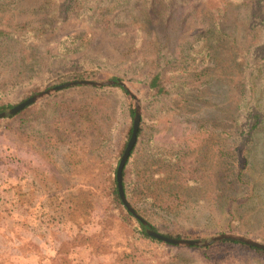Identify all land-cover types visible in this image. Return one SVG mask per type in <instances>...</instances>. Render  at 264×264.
Wrapping results in <instances>:
<instances>
[{"label": "rangeland", "instance_id": "374dc122", "mask_svg": "<svg viewBox=\"0 0 264 264\" xmlns=\"http://www.w3.org/2000/svg\"><path fill=\"white\" fill-rule=\"evenodd\" d=\"M63 1L13 0V6L0 7V32L13 35L12 39L0 37V87L8 89L26 77L24 60L29 61V56L22 40L28 35L30 42L51 46L57 55L53 60L55 68L70 66L83 56L111 68L94 82H109L119 76L113 67L117 71H135L137 81H121L138 99L141 118L150 124L143 151L136 157L138 169L154 172L163 163L168 167L165 177L171 180L178 165L182 168L179 176L184 189L183 206L176 217H168L148 203L143 205L145 220L161 228L160 225L172 224L176 229L182 225L207 230L201 239L191 241H209L227 234L264 244V125L256 136L251 156L255 183L257 179L256 196L240 207L241 227L237 232L219 229L222 205L227 198L239 194L230 176L231 157L238 142L235 119L240 99V63L254 41L249 26L250 8L231 7L224 32L208 33V40L198 48L197 35L214 29L209 26L213 22L208 11L201 9L186 26L187 33L179 38V34L174 35L171 40L180 61L173 69L176 96L167 103L145 107L141 81L154 66L155 43L140 40L132 28L107 27L77 18L62 23L55 13ZM214 3L208 2L211 14ZM45 24L49 26L43 32ZM77 36L81 37L67 40ZM209 39L218 43L209 48ZM260 84L264 109V78ZM50 89L44 88L38 94ZM93 89L82 87L75 94L91 101L103 132L117 143L126 118L125 101L101 96ZM19 94H12V99ZM129 102L136 109L133 97ZM21 131L24 129L12 125L0 132V264H206L200 253L191 249L206 247H161L143 241L136 244V252L128 245L127 235L118 223L103 231L107 200L101 155L85 154L83 163L75 166L67 149L45 150ZM157 193L161 197L162 192ZM76 195H82L92 206L82 202L86 207L75 208Z\"/></svg>", "mask_w": 264, "mask_h": 264}, {"label": "trees", "instance_id": "16d2710c", "mask_svg": "<svg viewBox=\"0 0 264 264\" xmlns=\"http://www.w3.org/2000/svg\"><path fill=\"white\" fill-rule=\"evenodd\" d=\"M209 1L212 0H87L83 2L64 0L55 14L62 23L77 18L92 24L104 23L107 27L132 28L136 30L140 40L147 39L149 42H154L157 46L154 66L141 81L145 88L142 105L153 107L171 101L177 94L173 69L180 61L171 47L174 35L179 34V38L180 34H186V26L194 21L199 11L207 10L209 19L213 22L209 26H214V29H209V32L202 31L197 35L198 48H202L208 40L206 39L208 33L211 35L224 32L231 7L248 6L250 8L249 26L254 34V41L245 51L240 63V80L237 83L240 99L235 119L238 142L231 157L233 170L230 176L239 194L226 199L222 205V220H220L222 223L219 224L222 232H237L241 227L240 207L256 196L257 179L255 183L251 156L256 136L264 125V109L260 101L262 87L260 82L264 78V0H214L212 14L208 8ZM14 4L13 0H0V7ZM178 11H181L179 17H177ZM48 26L45 24L41 30L46 32ZM3 36H9L8 39L13 38L11 34L0 32V37ZM80 37H68L67 40H76ZM197 37H195L196 40H198ZM29 39L30 35L22 40L27 46L26 53L29 56V61L24 60L26 77L8 89L0 87V114L14 109L44 88L50 89L76 81L94 82L102 74L111 70L109 66L87 56L81 57L70 66L55 68L53 60L57 59V55L51 46L36 41L30 42ZM217 43L218 41H215V44ZM208 44L211 45L209 48L215 45L210 39ZM113 68L119 76L112 78L111 81L116 83L120 80L137 81L134 77L135 71H117L116 67ZM137 69L135 67V70ZM210 79L212 77L208 80ZM31 86H33L32 89H30ZM25 88L29 90L21 93L20 91ZM80 88L82 87L58 91L55 96L35 103L15 116L0 119V132L11 128L12 125L21 130L24 129L21 132L28 133L27 136L45 150L67 149L71 154L70 162L75 166L83 163L82 156L85 154L90 157L100 154L104 173L103 193L107 200L104 205L103 231H108L115 223H118L127 235L128 245L136 252H138L135 248L136 244L143 241L155 243L161 247L172 246L151 237L147 233L148 229L177 240L201 239V236L207 232L206 229L199 227L189 229L182 225L176 229L172 224L160 225L163 227L161 228L149 221L146 227L128 211L121 199L116 176L133 135L136 109L129 102L131 95L128 90L117 84L93 89L101 96L122 98L125 101L126 118L123 119L121 130H119L120 139H117L115 143L110 135L103 132L97 110L91 101L75 94ZM17 93H20L17 98L12 99V94ZM148 125L150 124L142 117L136 146L123 171V188L129 203L144 219L146 217L143 213L145 212L143 205L148 203L159 208L166 216L175 215L176 217L183 206L184 189L179 176L182 168L177 165V168L173 170L176 175L169 180L165 177L168 167L163 163L154 172L148 169L139 171L137 166L136 157L143 151ZM142 172L145 174L141 175ZM157 191L162 192L161 197ZM73 202L77 209L86 207L82 202H87L89 207L92 206L82 195H76ZM191 249L197 250L206 264H249L250 262L264 264L263 250L240 241L223 240L206 248Z\"/></svg>", "mask_w": 264, "mask_h": 264}, {"label": "water", "instance_id": "95a60500", "mask_svg": "<svg viewBox=\"0 0 264 264\" xmlns=\"http://www.w3.org/2000/svg\"><path fill=\"white\" fill-rule=\"evenodd\" d=\"M119 85L124 87L126 90L129 91L131 97H133L136 101H137V106H136V116H135V120H134V129L133 131V135L132 138L129 142V145L127 147V150L121 160L119 169H118V174L116 177H118V184H119V193L121 196V199L123 201V204L125 205V207L128 209V211L130 213H132L136 219H138L140 221V223H142L144 226L148 227V223L147 221L141 217L136 210L132 207V205L129 203L124 188H123V171L124 168L132 154V151L134 149V147L136 146L137 140H138V134H139V129H140V123H141V107L139 104L138 99L132 94V92L130 91V89L125 85V82L123 81H119V82H114V81H109V82H90V81H76V82H71V83H67V84H63V85H59L57 87L51 88L48 91H45L41 94H38L28 100H26L25 102H23L22 104L18 105L17 107H15L14 109H11L5 113L0 114V119L3 118H8L11 116H15L18 113L22 112L23 110H25L27 107L38 103L40 101H43L51 96H53L54 94H56L58 91L61 90H65V89H70V88H76V87H94V88H101V87H105V86H113V85ZM151 237L162 241L166 244H170V245H175V246H181V247H209L210 245L219 242V241H223V240H235V241H240L244 244H247L251 247H255L258 249H261L264 251V244L259 243L257 241H254L252 239L243 237V236H238V235H220L218 237H214L209 241H191V240H177V239H172V238H168L165 237L155 231H153L152 229H148L147 232Z\"/></svg>", "mask_w": 264, "mask_h": 264}]
</instances>
